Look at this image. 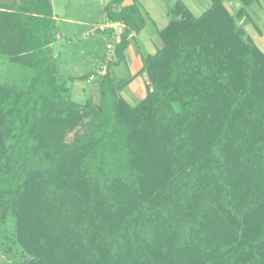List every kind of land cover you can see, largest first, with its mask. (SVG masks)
Returning <instances> with one entry per match:
<instances>
[{
	"label": "trees",
	"instance_id": "16d2710c",
	"mask_svg": "<svg viewBox=\"0 0 264 264\" xmlns=\"http://www.w3.org/2000/svg\"><path fill=\"white\" fill-rule=\"evenodd\" d=\"M123 1L105 6L125 25L117 61L143 24L135 0L114 11ZM168 12L141 70L152 90L131 106L128 80L105 73L97 120L70 144L65 128L84 117L55 85L51 2L12 16L6 38L35 73L0 89V208L36 214L66 193L55 264H144L146 250L156 264H264V52L222 0L195 20L178 19L180 0Z\"/></svg>",
	"mask_w": 264,
	"mask_h": 264
},
{
	"label": "rangeland",
	"instance_id": "374dc122",
	"mask_svg": "<svg viewBox=\"0 0 264 264\" xmlns=\"http://www.w3.org/2000/svg\"><path fill=\"white\" fill-rule=\"evenodd\" d=\"M28 1L29 0H0V89L7 88L13 91L24 90L35 73L25 62L24 57L28 55V52L20 50V42L14 41L12 43L9 38H6V30L12 29L15 24L14 21L16 19L13 20L12 16L23 11L24 7L28 5ZM197 1V4L189 2L185 4L186 14L178 15V19H198L213 4V1L207 4L202 3L201 0ZM190 2H192V0ZM262 6L264 7L263 4ZM52 7L60 18L65 16L94 18L97 16L99 6L98 0H52ZM257 7L258 6H253L252 8L256 10L254 18L264 31V8L260 9ZM57 24L63 35L76 38L75 34L77 28L75 25L61 20L57 21ZM58 35L59 30L54 20L51 40L47 47L50 50L51 59L57 66L55 85L63 89H68L70 85V90H67L68 97L72 103L78 105L84 117L82 122L65 128L62 135L63 141L70 144L89 132V124H93L97 120V114L94 109L98 108L99 104L91 97L90 99L84 92H73V78L67 76L62 68L59 67V57L61 56L59 54V47L54 43ZM100 41L101 45L99 44V49L103 48L105 45V40L103 38L100 39ZM157 42L159 48L164 46V42L159 36ZM12 44L14 45L13 47L10 46ZM149 73L150 70L149 72L147 70L144 72L146 86L147 90H152L153 87L148 78ZM67 78H72V82L69 83ZM101 78L96 77L93 80L94 83H100ZM171 105L177 110L180 108L177 102H172ZM25 194L26 192L22 193L20 198L22 199ZM65 199L66 193H62V198L59 200L57 208H54L53 205L47 206L36 214L34 210L32 211L31 209L23 214L17 213L13 204L5 206L4 209L0 208V258L7 260L11 264H55L60 246L58 234L59 220L63 218L61 215L64 210L62 201ZM225 250L226 249H224V251ZM146 251L143 252L146 257L144 264H156ZM224 251L222 255L229 256L230 252L228 248L227 251ZM208 257L213 258L214 255ZM214 261H216V259H214L213 262L208 261V264H216L217 262ZM82 262L83 261L80 259L79 262L76 261L72 264H83Z\"/></svg>",
	"mask_w": 264,
	"mask_h": 264
},
{
	"label": "crops",
	"instance_id": "0c3cea01",
	"mask_svg": "<svg viewBox=\"0 0 264 264\" xmlns=\"http://www.w3.org/2000/svg\"><path fill=\"white\" fill-rule=\"evenodd\" d=\"M110 0H98V13L94 18H75L65 16L60 18L51 7L55 25L59 35L54 42L59 47V67L67 76L73 78L72 89L74 93L84 92L99 104V83H94L96 77L109 72L115 79L128 80L121 89L120 95L131 106L138 104L147 93V86L143 68L144 58L153 55L159 48L158 31L163 29L170 21L169 9L173 8L177 0H135L141 14L143 24L140 29L132 30L127 36V46L123 52V58L116 60V37L121 36L125 25L121 21L111 20L105 6ZM184 4L194 3L197 0H180ZM197 1V2H196ZM202 3H211L214 0H201ZM133 0H124L115 5L114 11L118 12L122 7L131 5ZM264 0H252L247 5L241 0H222V5L228 13L235 17L238 26L243 28L252 41L264 50V31L255 20L253 6L263 9ZM242 9V13H241ZM261 11V10H260ZM68 22L77 28L76 38L65 36L57 24V21ZM105 40L103 48L100 39ZM76 39V40H75ZM107 44H111L107 48ZM264 52V51H263ZM61 70V71H62ZM80 89V90H77Z\"/></svg>",
	"mask_w": 264,
	"mask_h": 264
},
{
	"label": "built area",
	"instance_id": "2783aa9c",
	"mask_svg": "<svg viewBox=\"0 0 264 264\" xmlns=\"http://www.w3.org/2000/svg\"><path fill=\"white\" fill-rule=\"evenodd\" d=\"M116 41V44L120 42V35H118L115 39ZM111 47V44H107V48H110Z\"/></svg>",
	"mask_w": 264,
	"mask_h": 264
}]
</instances>
